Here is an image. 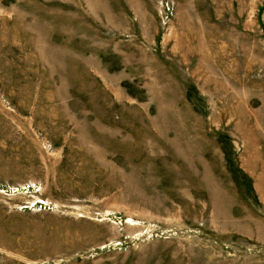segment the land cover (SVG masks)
Wrapping results in <instances>:
<instances>
[{
  "label": "rangeland",
  "instance_id": "rangeland-1",
  "mask_svg": "<svg viewBox=\"0 0 264 264\" xmlns=\"http://www.w3.org/2000/svg\"><path fill=\"white\" fill-rule=\"evenodd\" d=\"M0 264H264V0H0Z\"/></svg>",
  "mask_w": 264,
  "mask_h": 264
}]
</instances>
